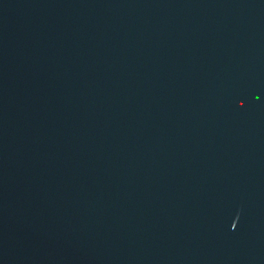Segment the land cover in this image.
I'll return each mask as SVG.
<instances>
[{"label": "water", "instance_id": "water-1", "mask_svg": "<svg viewBox=\"0 0 264 264\" xmlns=\"http://www.w3.org/2000/svg\"><path fill=\"white\" fill-rule=\"evenodd\" d=\"M0 264H264V0H0Z\"/></svg>", "mask_w": 264, "mask_h": 264}]
</instances>
